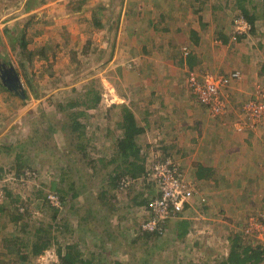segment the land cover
I'll list each match as a JSON object with an SVG mask.
<instances>
[{
	"label": "rangeland",
	"instance_id": "rangeland-1",
	"mask_svg": "<svg viewBox=\"0 0 264 264\" xmlns=\"http://www.w3.org/2000/svg\"><path fill=\"white\" fill-rule=\"evenodd\" d=\"M167 1L0 0V63H12L16 67L29 95L22 98L0 86V186L6 193L0 205L9 210L5 216H0V249L7 250V253L0 251L4 255H0V264H63L58 257V248L65 251L72 243H78L80 250L88 256L94 251L96 259L101 261L98 264H116L117 260H122V264H219L227 257L224 254L235 237L241 244L244 239L250 246L264 238L263 230L246 234L249 226L243 223L244 219L235 221L226 216L223 207L215 208L205 186L199 185L195 174L190 175L186 168L184 173L198 190L196 197L206 198L205 202L197 200L194 210L185 211V217L190 221L189 232L180 237L174 226L161 237L135 242V237L142 234V222L148 217L151 186L143 181H136L124 190L112 186L109 175L122 158L118 148V140L123 135L120 127L122 107L130 104L124 77L131 67L129 61L135 55L150 57L152 41L157 34L152 29L149 31L152 23H148V17L155 14L158 18L166 11ZM169 1L183 8L189 0ZM235 1L207 0L204 4L205 8L209 4L207 14H186L196 23L213 20L217 28L213 27L215 31L209 33L214 41L220 38V31L228 37L227 44L215 43L213 53L205 52L206 57L213 56L212 66L192 71H197L202 78L206 72L226 74L239 70L242 77L232 84H239L247 91L244 99L237 101L234 116L223 91L228 108L223 114L214 116L205 106L207 116L223 126L222 136L228 131L234 132L233 129L242 132H246L247 127L264 130L261 124L254 126L243 110L249 98L258 93L256 86L264 85V0H253L258 15L256 29L243 34L235 32L236 14L240 12ZM198 4L196 0V6ZM210 6H215L216 14L212 15ZM248 6L253 9L252 4ZM100 8H105L99 14L102 26L95 22ZM138 9H141L140 16ZM201 16L204 17L201 19ZM141 19L145 24L136 22ZM149 19L153 21L152 17ZM136 23L140 29L145 28L142 37L134 35L136 31L132 26ZM24 33L27 48L44 53V57L36 54L31 61L23 53L20 40ZM226 54L232 59L231 63L226 62L228 66L224 63ZM220 57L225 65L223 68ZM241 60H247L244 61L247 64L242 61L243 65H237ZM213 67L222 70L218 73ZM242 67H247L248 71ZM96 93L101 99L97 105H92L91 98ZM193 95L197 97L195 93ZM69 103L75 105L63 110V105ZM73 111L83 112L78 116L81 126L75 133L70 119ZM138 114L144 117V111L139 110ZM151 114V122L144 127L147 131L136 137L148 163L154 153L163 156L157 133L165 129V123L157 121L154 113ZM139 115L138 120L143 123ZM237 122L246 123L240 129ZM198 131L199 127L195 132ZM219 132L218 128L213 134ZM245 158L244 154L241 163L249 161ZM250 161L256 164L253 158ZM24 162L29 165L24 170L37 171L36 178L20 180L18 174L24 170L18 168ZM190 169L193 172L192 166ZM254 174L250 173L252 180ZM57 188L67 190L64 199L60 198L61 206L50 201L45 203L43 196L48 197L50 192L61 196ZM74 191L79 194L75 195ZM143 200L146 202L136 205L135 202ZM54 206L58 208L56 215ZM251 207L248 213L244 211L246 217L264 215V206ZM242 208H237L238 213ZM20 212H24L23 219L11 221ZM96 218L99 222L90 224V220ZM42 223L54 225L49 235L51 244L35 256V233ZM107 225L110 232H115V237L110 236ZM167 225L171 227L173 220ZM15 241L19 252L8 250V247L13 248L15 243L11 242Z\"/></svg>",
	"mask_w": 264,
	"mask_h": 264
},
{
	"label": "crops",
	"instance_id": "crops-1",
	"mask_svg": "<svg viewBox=\"0 0 264 264\" xmlns=\"http://www.w3.org/2000/svg\"><path fill=\"white\" fill-rule=\"evenodd\" d=\"M167 2L166 11L161 12L158 18H155V14L148 17V23H152L149 31L152 29L157 34V38L152 41L150 57L143 58L137 54L129 61L131 67L124 77L128 83L130 104H127V107L135 114L139 126L143 127L144 131H147L145 125L152 120L149 117L152 116L151 113H154V119L163 121L165 129L157 133L163 155L171 153L170 155L174 156L184 169L187 168L190 175L195 174L196 182L205 186L215 208L223 207L226 216L234 220L244 219L245 223L246 212L252 210L251 206H264V130L247 127L246 132L233 129L234 132L228 131L222 136L223 126L214 123V119L211 120V116H207L205 105L193 95L190 87V71L212 66L210 61L213 56L206 57L205 52L213 53L215 43L217 45L222 43L219 37L214 41L209 33L213 27L217 28L213 20L207 19L210 27L204 28L202 23H196L195 19H189L186 15L207 14L209 4L206 8L205 6L201 8L200 4L196 6V0H189L188 5L184 4L181 8L179 5L174 6V2L169 0ZM151 9H148L149 13ZM161 9L164 11V7ZM209 10H212V15L216 14L215 6H210ZM140 13L141 9H138L137 15L140 16ZM151 17L153 21H150ZM136 22L140 25L145 24L142 19ZM137 23L132 26L134 32L136 31L134 35L142 37L145 28L140 29ZM129 33L133 34L130 31ZM184 44L190 50L187 57L183 54ZM219 61L223 68L225 65L228 66L226 62L231 63L232 59L226 54L225 65L222 63V57ZM242 61L245 60L239 61L237 65L239 63L243 65ZM245 62L244 64H247ZM221 68L213 67L218 73ZM241 69L248 71L247 67ZM233 85L226 88L223 93L226 99L228 97V107L234 116L237 101L243 100L247 91L239 84ZM139 110L144 111V117L138 114ZM138 115L144 120L143 123L139 122ZM239 123L237 122L236 126H239ZM197 127L200 131L195 132ZM218 128L219 134H213L217 133ZM191 152L193 153L188 155ZM244 154L245 159L249 161L241 163ZM252 158L256 164L250 161ZM191 166L194 173L191 172ZM250 173H255L252 176L253 180ZM199 197L193 198V205L187 207L186 212L194 210L196 201L201 200L202 196ZM214 199L217 201L214 202ZM239 207H243L240 213L237 209ZM176 220L173 219V225L169 226V230H173ZM257 244L264 249V238ZM257 244L251 246L256 247ZM0 251L7 253V250ZM229 251L230 249L224 255L228 256ZM0 255L4 256L2 252ZM260 264H264V260Z\"/></svg>",
	"mask_w": 264,
	"mask_h": 264
},
{
	"label": "built area",
	"instance_id": "built-area-1",
	"mask_svg": "<svg viewBox=\"0 0 264 264\" xmlns=\"http://www.w3.org/2000/svg\"><path fill=\"white\" fill-rule=\"evenodd\" d=\"M250 29L251 26L245 18L236 19V33H248ZM183 54L185 57L190 54L188 47L183 48ZM199 76L197 71H190V87L193 93L197 95V99L202 104L208 106L214 116L223 114L228 108L222 91L230 87L234 81H239L242 77L241 72L239 70L226 74L206 72L202 78ZM256 88L259 89L258 93L255 97L249 98L243 110L254 126L258 124L264 126V85L259 84ZM242 125L244 122L239 123L240 129ZM146 165L145 174L139 178L124 176L119 183V188L124 190L136 181L147 182V185L152 186L154 191L149 201L148 217L142 222L141 229L148 232L162 231L164 224L177 217L179 213L184 214L186 208L193 205L192 201L198 190L184 173L181 164L172 155L160 156L154 153L152 161L147 162ZM19 176L21 181H27L36 178L37 171L25 169ZM5 194L0 186V200L6 197ZM49 199L55 206H61L57 195L50 193ZM201 201L205 202L206 198L201 197ZM247 227L246 234L264 231V215H251L248 218Z\"/></svg>",
	"mask_w": 264,
	"mask_h": 264
},
{
	"label": "trees",
	"instance_id": "trees-1",
	"mask_svg": "<svg viewBox=\"0 0 264 264\" xmlns=\"http://www.w3.org/2000/svg\"><path fill=\"white\" fill-rule=\"evenodd\" d=\"M199 4L201 6V8L204 7V4L207 3V0H198ZM236 7L240 10L239 13H237L236 15V19H238L239 17H243L246 19L247 22H249L251 29L250 32L252 30L256 29V24H257V19H258V15L256 10H254V8L256 7V4H254L253 0H236ZM252 4L251 7H253L252 10H250L248 4ZM254 4V5H253ZM264 4V3H263ZM105 8H100L97 11V15L95 17V22L98 24H101V26L103 25L99 14H102V11ZM204 17V16H203ZM201 16V19L203 18ZM200 19V20H201ZM236 19H235V27H236ZM202 23L204 28L210 27L209 21H203L200 22V24ZM23 33V32H22ZM195 34V32H192ZM244 36V35H242ZM21 40H20V47L22 48L23 53L27 54L30 58L31 61H33V56H35L36 54L41 55L42 57L45 56L44 53H37L34 50H29L27 48L28 46V41L26 40L25 37V33L21 36ZM222 43H227L228 42V37L225 36L222 31H220V38H219ZM24 63V61H22ZM0 86L1 88L10 91L8 88H6L4 86V84L1 81L0 78ZM192 90V89H191ZM14 94V92H12ZM25 94L26 97L28 98V92L25 90ZM100 95L99 94H95V96H93V98H91L92 101V105H97L100 101ZM95 103V104H94ZM75 104L73 103H69L66 105H63L62 108V104H61V108L63 110H67L70 107H73ZM83 112H77V111H73L71 112V129L72 131L75 133L79 130L80 126H81V122L78 120V116L80 114H82ZM83 127V125H82ZM120 127L123 130V135L122 137L118 140V148H119V153L121 154L122 158H121V163H119L118 165L116 164L115 168L113 169L112 173L109 175V177L112 180V186L115 188H119V183L121 181V179L126 176L129 175L133 178H139L140 176H142L143 174H145L146 172V164H147V160L146 157L143 156V150L142 148L138 145L137 141H136V137L141 134L142 132H144L143 127H140L137 120H136V116L135 114L132 112V110L130 108H128L127 106H123L122 107V116H121V121H120ZM80 132V131H79ZM78 132V133H79ZM77 133V137L81 138L78 136ZM80 148L84 147L83 145H79ZM27 162H24L23 164H19V171H22L24 168L29 167L28 164H26ZM110 163H116L115 161H110ZM109 163V164H110ZM20 174V173H19ZM18 174V175H19ZM130 187L128 188H131ZM150 186V185H147ZM149 188V187H147ZM58 191L61 194V196L59 194H57V192H50L53 193L55 195H57L60 198L64 199V194L67 190L62 189V188H57ZM150 193H152L153 187L151 186L150 188ZM64 191V192H63ZM49 193V194H50ZM7 194H10V192H8ZM49 194L48 197L45 195L44 197V202L47 203L50 201L49 199ZM74 194L77 195L79 194L78 191H74ZM11 196V194L9 195ZM51 202V201H50ZM146 202L145 200L140 201V202H135L136 205L142 204ZM55 209V213L54 215L57 214L58 212V208H55V206L53 207ZM25 208L24 206H21V211H24ZM6 211L8 210L7 206L4 205H0V216L6 215ZM186 211V210H185ZM24 217V212H20L19 215L14 216L11 221L13 222H17L20 219H23ZM250 216L247 217V221L248 218ZM11 218V216H10ZM54 218H56V216H54ZM173 219H177L176 223H175V227L176 230L175 233L178 234V236L183 237L184 235H186L189 232V220L187 217H185V215L183 213H179V215ZM171 219V220H173ZM99 219H92L90 220V224L99 222ZM101 223V221H100ZM168 223V222H167ZM166 224H164V227L162 229V231H155V232H148V231H144L142 230V234H139L135 237V242H138L140 239L142 238H148V237H161L164 233H167V230L169 229V226ZM247 223V222H246ZM110 225V224H109ZM109 225H107V231L110 233L111 237H115V232H110V227ZM188 227V228H187ZM54 228V225L49 224V223H42L38 226V228L36 229V236H37V241L34 243L33 246V254L35 256L41 254L43 251H45L51 244V238L49 237L51 230ZM68 228V227H67ZM114 228V227H113ZM18 238L16 237V240ZM11 241V240H10ZM242 244L241 242H239V238L235 237L233 244L231 245L229 254L226 258H224L223 260L220 261L219 264H260L263 260H264V249L261 248L260 245H256V247L250 246L245 244L244 239L242 240ZM113 242V241H112ZM15 243V244H13ZM11 244H13V248L8 247V250L13 252H19V249H17V245L18 242H11ZM22 245H26V244H22ZM10 253V252H8ZM58 257L60 258V260L62 261L63 264H98L100 261V259H96V254L94 251H92V253L88 256L87 253L85 254L84 252H82L80 250V248L78 247V243H72V244H68V246H66V250L64 251L62 247L58 248ZM23 259H25V257H22ZM98 260V261H97ZM122 260L120 261H116V264H122L121 263Z\"/></svg>",
	"mask_w": 264,
	"mask_h": 264
},
{
	"label": "water",
	"instance_id": "water-1",
	"mask_svg": "<svg viewBox=\"0 0 264 264\" xmlns=\"http://www.w3.org/2000/svg\"><path fill=\"white\" fill-rule=\"evenodd\" d=\"M1 64L3 65V68H0V78L4 86L11 92L25 98L26 94L24 86L16 67L12 63L4 62Z\"/></svg>",
	"mask_w": 264,
	"mask_h": 264
},
{
	"label": "clouds",
	"instance_id": "clouds-1",
	"mask_svg": "<svg viewBox=\"0 0 264 264\" xmlns=\"http://www.w3.org/2000/svg\"><path fill=\"white\" fill-rule=\"evenodd\" d=\"M171 153H169V154H167V155H170ZM163 155V154H162ZM166 154L165 155H163V156H167ZM174 157V156H173ZM175 158V157H174ZM176 159V158H175ZM177 160V159H176ZM178 161V160H177ZM179 162V161H178ZM180 163V162H179ZM181 164V163H180ZM181 168H183L182 167V164H181ZM183 170H184V168H183ZM153 190H154V188H153ZM169 222V221H168Z\"/></svg>",
	"mask_w": 264,
	"mask_h": 264
},
{
	"label": "flooded vegetation",
	"instance_id": "flooded-vegetation-1",
	"mask_svg": "<svg viewBox=\"0 0 264 264\" xmlns=\"http://www.w3.org/2000/svg\"><path fill=\"white\" fill-rule=\"evenodd\" d=\"M1 63H4V62H1ZM0 63V68H3V65Z\"/></svg>",
	"mask_w": 264,
	"mask_h": 264
}]
</instances>
